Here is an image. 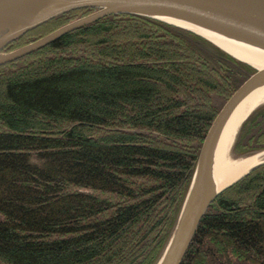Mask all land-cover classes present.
Wrapping results in <instances>:
<instances>
[{"label":"trees","instance_id":"16d2710c","mask_svg":"<svg viewBox=\"0 0 264 264\" xmlns=\"http://www.w3.org/2000/svg\"><path fill=\"white\" fill-rule=\"evenodd\" d=\"M254 72L190 30L122 13L1 64L0 264H158L205 135ZM263 149L264 102L231 147ZM180 264H264V163L216 195Z\"/></svg>","mask_w":264,"mask_h":264},{"label":"water","instance_id":"95a60500","mask_svg":"<svg viewBox=\"0 0 264 264\" xmlns=\"http://www.w3.org/2000/svg\"><path fill=\"white\" fill-rule=\"evenodd\" d=\"M2 1L4 0H0V3ZM84 7H95L98 8V10L67 23L44 37L18 49L8 52L1 51L8 43L25 32L58 15ZM116 13L143 15L159 19L190 30L210 40L217 46L219 45L205 35L191 28L168 21L160 16L171 15L185 18L197 22L198 24L204 23L207 25H214L264 42V0H72L66 4L59 3L50 9H46L31 21L20 26L10 37L6 38L0 44V65L16 60L36 49L52 43L71 30L79 28L105 15ZM219 47L222 48L221 46ZM222 49L225 50L224 48ZM225 51L228 52L227 50ZM228 53L231 54L230 52ZM231 55L253 67L255 72L231 95L208 129L198 155L191 185L177 225L158 264H180L206 209L216 195L246 175L249 171L264 163L263 150L258 152L263 153V157L235 180L212 194L204 192V181L207 173L209 152L221 125L237 103L250 90L264 80L262 79L264 77V69H258L248 61L240 59L233 54Z\"/></svg>","mask_w":264,"mask_h":264},{"label":"bare ground","instance_id":"6f19581e","mask_svg":"<svg viewBox=\"0 0 264 264\" xmlns=\"http://www.w3.org/2000/svg\"><path fill=\"white\" fill-rule=\"evenodd\" d=\"M70 1L72 0L2 1L0 3V44L15 33L20 26L31 21L46 9ZM160 17L191 28L205 35L236 57L248 61L258 69H264V42L214 25L198 24L181 17L171 15H161ZM263 102L264 80L237 103L221 125L209 152L204 181L205 193L212 194L218 191L263 157V153H256L239 159L230 157L231 146L240 124L254 107Z\"/></svg>","mask_w":264,"mask_h":264},{"label":"rangeland","instance_id":"374dc122","mask_svg":"<svg viewBox=\"0 0 264 264\" xmlns=\"http://www.w3.org/2000/svg\"><path fill=\"white\" fill-rule=\"evenodd\" d=\"M84 17V16H83ZM79 19V18H78ZM76 20V19H75ZM74 21V20H73ZM72 22V21H71ZM70 23V22H69ZM60 28V27H59ZM53 32V31H52ZM26 33V32H25ZM51 33V32H50ZM44 37V36H43ZM29 44V43H28ZM27 45V44H26ZM25 46V45H24ZM22 47V46H21ZM20 48V47H19ZM16 49H18V48H16ZM15 50V49H14ZM2 52H8V51H3V50H1ZM12 51V50H11ZM261 104V103H260ZM259 105V104H258ZM257 105V106H258ZM232 147V146H231ZM264 150V149H263ZM263 150H261V151H263ZM251 155H253V154H251ZM230 157L231 158H233L234 157V159H239L240 157H238V156H236V154L235 153H233L232 152V150H231V152H230ZM246 157V156H245ZM243 158V157H242Z\"/></svg>","mask_w":264,"mask_h":264}]
</instances>
